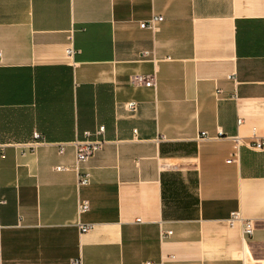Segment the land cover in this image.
I'll list each match as a JSON object with an SVG mask.
<instances>
[{"label":"crops","instance_id":"0c3cea01","mask_svg":"<svg viewBox=\"0 0 264 264\" xmlns=\"http://www.w3.org/2000/svg\"><path fill=\"white\" fill-rule=\"evenodd\" d=\"M0 52V264H264V0H0Z\"/></svg>","mask_w":264,"mask_h":264},{"label":"built area","instance_id":"2783aa9c","mask_svg":"<svg viewBox=\"0 0 264 264\" xmlns=\"http://www.w3.org/2000/svg\"><path fill=\"white\" fill-rule=\"evenodd\" d=\"M163 20L162 16H152L150 17L149 20L141 22L139 25L142 28H148V29H156V25L158 22H161ZM66 55L70 56L73 54L74 49L67 48L66 49ZM0 57H1V52H0ZM231 80L235 81V74L229 75L228 77ZM137 81L141 82L147 87H152L155 85V78L154 75L152 76H137ZM220 90L218 89V92ZM126 107L130 111L135 110V103L134 102H128L126 103ZM238 123H241V119L238 118ZM104 130V127H99V129L96 132H85L84 136L82 139L79 140H74V143L72 144L75 148V163L73 165V170L75 173H77V185L80 186H85L89 184L90 181V173L87 172L86 170L81 169V164L86 162L91 155L98 151L102 144L103 140L97 138L98 134H101ZM201 135L206 136L205 132H202ZM250 136L247 138H242V137H236V146L242 145L245 146L248 149L256 150V151H261L264 150V127L258 129L256 126H252L250 128ZM39 134L35 133L34 134V140L29 142L26 146V148L33 149L39 142L37 140L39 139ZM62 148H60V151ZM231 159H228L227 162H230ZM57 170L59 169H67V167L59 165L56 167ZM4 200L0 199V204L3 203ZM78 211L79 213H84L89 210L90 205L88 204L87 200H80L78 202ZM228 218V224L230 226L235 225L236 223L240 224L241 231L243 236H252L253 235V220L246 219L244 218L238 211L236 212H231L229 214ZM139 221V220H138ZM80 231L85 232L87 231L90 226L86 224H81L79 223ZM170 231H161L160 232V237L161 239L166 238L168 235H170ZM71 264H83L81 258L75 259L71 261ZM144 264H151V262H145Z\"/></svg>","mask_w":264,"mask_h":264}]
</instances>
